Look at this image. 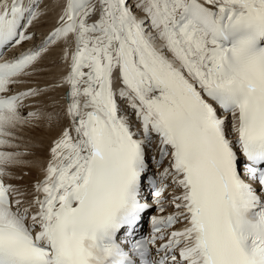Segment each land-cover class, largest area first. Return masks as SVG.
Listing matches in <instances>:
<instances>
[{
  "label": "snow or ice",
  "instance_id": "6c2138e0",
  "mask_svg": "<svg viewBox=\"0 0 264 264\" xmlns=\"http://www.w3.org/2000/svg\"><path fill=\"white\" fill-rule=\"evenodd\" d=\"M39 7L0 0V148L43 91L12 86L61 39L70 125L31 200L0 150V264H264V0H65L5 58Z\"/></svg>",
  "mask_w": 264,
  "mask_h": 264
},
{
  "label": "bare ground",
  "instance_id": "6f19581e",
  "mask_svg": "<svg viewBox=\"0 0 264 264\" xmlns=\"http://www.w3.org/2000/svg\"><path fill=\"white\" fill-rule=\"evenodd\" d=\"M64 2L65 0H52L41 4L40 8L43 6L46 13L39 16V19L37 18L35 21L33 30L35 29L38 33L37 39L41 35L46 36L51 33L57 25ZM35 41L36 39L33 42ZM59 41L57 50L40 57L35 63L34 68L39 70L30 77L23 75L21 79L23 83L16 86L19 88L51 89L43 91L44 96L42 98H47L48 101H42L36 106L39 107L35 111L38 115L13 128V136L9 138L11 144L5 146L6 151L22 153L18 158L20 162L9 167L12 169V175L18 179L16 181L21 184L16 187L21 188V191L26 194V200L32 199L34 185L45 176V169L51 159V148L54 142L60 137L63 130L70 125V117L67 115V105L69 103L67 93L69 89L65 87L67 83L64 82V78L70 72L71 56L75 50V42L74 40L65 42L63 39ZM66 55L67 59L65 58ZM41 68H44L43 72L40 70ZM48 85L50 86L47 87ZM27 89L29 88L24 90ZM32 123L33 125H31ZM22 189H25V191Z\"/></svg>",
  "mask_w": 264,
  "mask_h": 264
},
{
  "label": "rangeland",
  "instance_id": "374dc122",
  "mask_svg": "<svg viewBox=\"0 0 264 264\" xmlns=\"http://www.w3.org/2000/svg\"><path fill=\"white\" fill-rule=\"evenodd\" d=\"M46 1H48V2H51L52 0H46ZM45 0H44V2L42 3V4H44L45 2H46ZM44 13H46V11H44V8H43V6H42V8H41V12H40V15L39 16H42V15H44ZM139 14V13H138ZM41 18V17H40ZM39 19V18H38ZM34 25H35V21H34V24H33V27H34ZM33 27H32V29H33ZM31 29V31H33V33H36L37 31H35V29L34 30H32ZM28 42V41H27ZM59 43H60V41L56 44V45H54V46H48L47 47V51H45L43 54H41V56L40 57H44L45 55H47V54H49L50 52H52V51H54V50H57V48L59 47ZM39 60V59H38ZM34 66H35V64L30 68V69H28V72H29V75H24L25 77H30L32 74H34L36 71H38L39 69H35L34 68ZM44 68H41L40 70L43 72L44 70H43ZM50 85H48L47 87H49ZM52 86V85H51ZM65 87H67L68 89H69V85L67 84V85H65ZM37 88V87H36ZM39 89H42L43 91L44 90H51V89H47V88H39ZM43 91L42 92H40V95H37V96H35V97H29V98H27L24 102H30L31 100L33 101V102H31V105L26 109V111H29V112H35V111H37V109H39V107H36L38 104H40V103H42V101L43 102H45V101H48V99L46 98H42L43 96H44V93H43ZM40 97V98H39ZM34 104V105H33ZM36 108V109H35ZM34 109V110H33ZM29 112H27V115H28V113ZM22 116H24V117H27V115H24V114H21ZM34 123V122H33ZM33 123L31 124V125H33ZM0 150H5V146H3V148H0ZM8 171L11 173V176L10 177H5V180H6V182L7 181H9V182H11L13 185H15V186H17V187H19V185H21V184H19L17 181H18V179L14 176V175H12L13 173H12V169H10V167H8ZM16 178V179H15ZM17 180V181H16ZM25 189H27L26 187H25ZM25 189H22V190H24L25 191ZM20 191H21V188H20Z\"/></svg>",
  "mask_w": 264,
  "mask_h": 264
}]
</instances>
